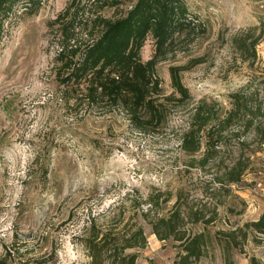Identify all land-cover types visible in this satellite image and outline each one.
<instances>
[{
	"label": "rangeland",
	"instance_id": "obj_1",
	"mask_svg": "<svg viewBox=\"0 0 264 264\" xmlns=\"http://www.w3.org/2000/svg\"><path fill=\"white\" fill-rule=\"evenodd\" d=\"M135 2L42 0L33 16L19 8L5 25L0 264H89L83 241L105 230L119 246L133 245L125 254L136 264L180 262L197 234L202 251L188 264L263 260L264 234L244 225L264 206V0H186L202 25L158 58L151 98L164 117L151 124L89 99L84 85L62 83L69 51ZM146 40L143 62L154 52ZM171 68L189 98L175 89ZM234 92L244 96L238 106ZM193 125L201 126L199 148L181 141ZM208 137L219 143L213 154ZM161 219L176 230L165 240L154 234H168Z\"/></svg>",
	"mask_w": 264,
	"mask_h": 264
},
{
	"label": "trees",
	"instance_id": "obj_2",
	"mask_svg": "<svg viewBox=\"0 0 264 264\" xmlns=\"http://www.w3.org/2000/svg\"><path fill=\"white\" fill-rule=\"evenodd\" d=\"M42 0H0V43L5 36V25L21 8L24 14L33 16L41 7ZM100 32L94 40L69 51L71 56L65 62L68 75L63 84L84 85L91 100L97 97L106 99L114 105L122 106L130 114L132 121L146 124L159 123L163 119L161 105L151 98V93L159 86L156 75L158 58L174 45L184 33H194L202 25L188 9L186 0H136L122 17L115 20H102ZM150 37L154 42L153 57L143 62L140 51ZM60 56L63 54H59ZM171 81L182 97L189 98L188 92L178 76V69L171 68ZM233 106L243 102L240 92L229 95ZM203 123V119L199 121ZM195 127V128H193ZM185 132L182 143L186 147H200V127L193 125ZM218 140L208 137L205 147L212 154L218 148ZM257 221L248 222L244 228L256 235L264 234V206ZM168 234L161 236L154 231L158 240H165L176 233L171 220H160ZM112 230L91 231L83 241L87 250L89 264H136V255L125 254L133 245L119 246ZM143 240L142 231L137 233ZM137 240V237H135ZM202 234L189 238L184 246L180 262L188 264L190 258L197 259L202 251ZM180 241L183 239L177 238ZM249 264H264L263 260L251 256Z\"/></svg>",
	"mask_w": 264,
	"mask_h": 264
}]
</instances>
